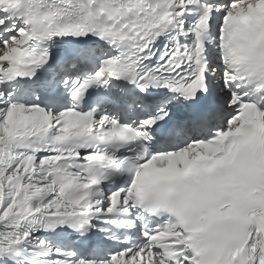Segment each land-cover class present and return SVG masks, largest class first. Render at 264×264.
<instances>
[{
    "label": "snow or ice",
    "instance_id": "1",
    "mask_svg": "<svg viewBox=\"0 0 264 264\" xmlns=\"http://www.w3.org/2000/svg\"><path fill=\"white\" fill-rule=\"evenodd\" d=\"M0 264H264V0H0Z\"/></svg>",
    "mask_w": 264,
    "mask_h": 264
}]
</instances>
